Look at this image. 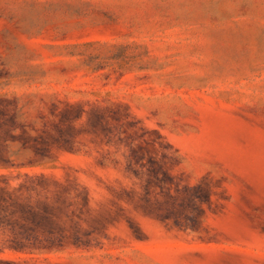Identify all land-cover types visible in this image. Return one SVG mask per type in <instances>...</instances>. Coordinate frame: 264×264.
<instances>
[{
    "label": "rangeland",
    "instance_id": "rangeland-1",
    "mask_svg": "<svg viewBox=\"0 0 264 264\" xmlns=\"http://www.w3.org/2000/svg\"><path fill=\"white\" fill-rule=\"evenodd\" d=\"M0 264H264V0H0Z\"/></svg>",
    "mask_w": 264,
    "mask_h": 264
}]
</instances>
